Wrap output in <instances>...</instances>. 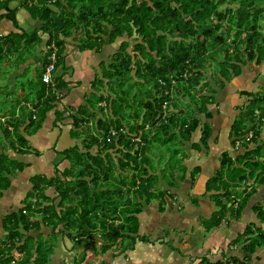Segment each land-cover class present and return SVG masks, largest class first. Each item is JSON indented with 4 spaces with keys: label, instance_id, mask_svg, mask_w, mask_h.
Here are the masks:
<instances>
[{
    "label": "trees",
    "instance_id": "trees-1",
    "mask_svg": "<svg viewBox=\"0 0 264 264\" xmlns=\"http://www.w3.org/2000/svg\"><path fill=\"white\" fill-rule=\"evenodd\" d=\"M31 1L27 0V8L35 19L42 22L40 27L32 32L11 33L6 40L0 37V59L6 57L9 50L31 52L36 43L44 40L43 35L47 37L45 44L48 48L44 66L50 63L49 55L54 50L57 59L49 83L43 81V71H39L36 77L33 75V80L25 79L24 82H29L26 85L23 81H16L21 92L11 108L5 103L0 104L9 113L1 112V117H9L5 125H0L8 134L6 145L0 144V200L4 191L11 188L15 173L31 166L17 155H40L38 150L32 149L28 137L40 130L48 113L61 101L58 92L67 83L56 76V71L66 69V36L77 32V47L81 51L96 47L97 52L104 44H113L122 38L115 46L117 50L110 55L111 60L108 61V56L102 61L101 77L112 79L116 76L118 79L119 75H124L126 79L124 83L117 80L121 81L119 89L124 87L120 96L110 90L111 94H103L96 86V77L87 102L70 107L71 137L77 142L63 150L54 147L59 156L54 173L50 176L32 175V189L23 199V206L3 217L0 264H50L59 240L57 234L63 240H69L73 247L84 246L81 260L90 250L96 255L101 254L132 235L134 242L138 239L147 241L146 235L137 233L139 212L166 193L157 186L161 180L171 183L174 177L183 179L186 175H180L179 168L166 167L163 171L164 168L158 166L160 172L153 170L151 157L154 155H144L141 150H145L152 139L150 129L158 126L157 131L164 130V137L158 138L162 145H167L178 135L171 130L178 128L179 140L175 142L184 146V142L191 143L194 157L199 143L207 149L211 125L202 124L200 115H212L208 104L214 102L220 88L241 73L238 63L243 64L242 68L246 65L238 54L245 53L248 61L256 65L264 61V33L261 29L264 22L260 20L264 7L258 5L264 0ZM55 5L57 9L53 7ZM256 49L261 52L258 56ZM214 60L217 66L213 67ZM104 63H107L108 70L103 69ZM106 83L109 85V79ZM94 95L99 97V104L97 107L91 105L95 109L89 112L87 105ZM257 98L251 99L235 126L238 136L255 131L246 143L259 136L261 126L257 119L261 115L259 123H263L264 100ZM118 106L125 113L129 110L134 126L122 124ZM106 109L111 113L110 120L105 116ZM259 109L261 113L258 114ZM57 114L62 116L59 110ZM91 126L96 128L94 134L86 131ZM199 128L201 134L198 138L195 135ZM112 130H117V134L112 135ZM101 132L105 136H101ZM139 132L140 137H136L134 134ZM256 153L264 156L260 147ZM104 154L112 155L114 160L107 159V156L103 159ZM9 158L18 163L16 167L9 168L6 164ZM220 160V168L227 169V177L221 178L217 184L216 180L221 176L217 171L208 180L207 191L215 190L218 196L232 194L233 198L229 200L232 205L224 202L221 206L226 209L235 206L239 218L257 189L255 182L251 181L264 183V162L252 157L250 151L237 156L235 162L224 151ZM115 161L120 164L119 168L113 166ZM233 163L241 170L235 172ZM168 169H171L170 173ZM200 170V166L193 167L191 177L196 179ZM242 186L241 190L238 189ZM262 207L253 206V211L264 223ZM251 224L241 234L244 237L237 238L238 243L245 242L242 249L248 254L264 247V231L253 233ZM43 227L51 230L50 236L40 232ZM249 233L252 237H248ZM247 237L248 241L245 240ZM15 252L20 253L19 258ZM249 258L247 255L243 259L232 257L227 264H248Z\"/></svg>",
    "mask_w": 264,
    "mask_h": 264
},
{
    "label": "crops",
    "instance_id": "crops-1",
    "mask_svg": "<svg viewBox=\"0 0 264 264\" xmlns=\"http://www.w3.org/2000/svg\"><path fill=\"white\" fill-rule=\"evenodd\" d=\"M53 1L54 0H52V2ZM30 2L32 3L31 0ZM27 6V0H0V37L2 39L6 40L9 35L14 32L22 34L23 32H32L40 27L42 22L32 16ZM53 7L57 9L56 5ZM77 34V32H74L72 36L65 37L67 40L64 53L66 69H59L56 71V76L61 77V79L67 83L66 87L63 85V89L58 92L61 101L48 113L40 130L36 134L28 137L32 147L35 148L42 142L45 144H53L51 147L47 145L46 149H44L43 154L45 157L46 152H49V155L45 158V161L40 164V167L52 166L53 160L54 163L57 162L55 161L57 155L54 151V147L57 150H63L66 147L76 144L77 140L71 137L72 119L69 109L70 107H78L87 102L88 96L93 92L92 85L97 75L102 73V61L108 58L109 53L105 51L110 44H104L100 52H97L98 50L96 47V50L86 49L81 51L77 47ZM43 36L44 40L40 43H36L31 52H27L29 55L25 62L23 59H20L22 57L20 55L21 50H9V53L5 51L7 52L6 65L9 66L12 64L15 72L11 71V78H8L7 84H0V104L5 103L10 105L11 108L14 105V101L18 99V92L21 90V87H19V83L16 82L15 78H17V76L25 75L26 72H30L29 74L32 76L37 75L39 71L44 72L46 68L44 66L45 54L48 48L45 44L47 37L45 35ZM62 36L65 35L63 34ZM23 53H25V51H23ZM9 57H16V60L9 59ZM253 64L256 66L255 63ZM263 64L257 65L260 66L261 71H255V67L250 65V67H247L246 71L243 68V71L241 70L239 75H234V78L232 77L229 83L233 84L232 82L234 80V84L232 87L230 86V88L235 90H226L225 85L226 94L222 96L223 87V89L218 92L219 94L215 95L216 99L214 102L208 104V110L212 115L209 117L205 114L200 115L202 124L209 123L211 125V132L214 134V137H212V134L209 139L211 145L205 149L206 152H208V154L204 153L205 158L201 160H189L187 158L184 160V163H186L188 168L200 166V173L202 172L206 174V176L200 179H193L190 171L185 175L186 179L185 177H183V179L180 178L181 184L179 187L169 186L170 182L164 179L160 181L162 185L157 186L160 189L167 187L165 189L166 193L163 197L154 199L148 206L144 207L137 217L138 234L146 235L147 241L138 239L134 242L132 235V237L127 238L129 242L126 245L123 241L120 242L123 246L116 248V252L121 253V255L118 253L115 254L116 252L113 251L115 245L110 250L101 254L98 253L97 255L94 251L90 250L87 256L81 260L84 246L80 245L78 247H73V244L69 240H63L61 237L55 246L54 253L51 255L50 264H227L228 261H231L230 258L237 257L243 259L245 255L250 256L253 263L264 264V262L260 263L258 260H263L264 257L258 255V252H249L251 255L244 253L242 247L245 242L238 243L237 241V238L241 237V234L245 232L249 223H258L260 226L264 225L254 211L252 212L254 217L250 219V222L245 218L248 213L244 212L239 218L237 217L239 214L235 211V206L227 209L229 212L217 215L215 221L220 218L217 222L221 223L213 225L211 228L205 227L199 221V217L210 216L213 213L210 211L213 206L210 196L213 192L207 191L208 180L212 177H210V174L208 175V170H212L213 166L217 165H219L220 168L221 154L224 151H229V153L236 158L250 151L253 157V155L255 156L257 154L256 150L259 147L264 151L262 147L264 143L263 123L257 121L261 129L255 141L246 143V140L255 133L253 130L246 132L247 134H241L240 136L235 134V126L240 122V120H238L239 115L241 119L245 106L247 107V105L250 104L246 91H251L249 88L252 87V83L257 84L255 82L257 74L254 72L258 74L262 72V74H264ZM0 66V72H2L3 67L1 64ZM238 78L240 79L239 81H237ZM237 89H239L238 92L242 91L243 100L239 99V95L236 92ZM246 100L247 105H244ZM239 104H242V106H234ZM257 104L258 103H256L255 106H257ZM57 110L62 112V116L57 114ZM6 111L7 110L2 108V110H0V117L3 116L2 113L9 114ZM19 112L20 108L18 106L17 113ZM7 117L9 116L1 118L6 120ZM201 128L197 130L195 135L198 138L201 134ZM37 138H39V141L36 142L35 139ZM223 145L226 148L223 147ZM184 148L186 147L184 146ZM189 154L190 157H194L193 152ZM21 156L22 157L19 156L21 160L31 163L27 160L29 158L28 155ZM255 158L261 157L256 155ZM213 171L216 170L213 169ZM53 173L54 169L52 174ZM178 179V177H174L173 182ZM243 187L244 186L239 187L238 189L241 190ZM193 197H196V199H193ZM224 197L226 199L225 201H229L233 198V195L228 194ZM191 199H193V201ZM232 203H230L229 206H231ZM237 204L238 203H236V205ZM177 237L180 238V241H176L175 244L171 246L170 242ZM157 240H159L161 244L155 245L154 243ZM245 240L248 241V237ZM137 242L139 243V248L138 245L135 244ZM131 244L137 245L138 249L135 248L136 251L134 252H132V249L127 251L126 248H131ZM169 250L174 251V253L172 252L167 255V260L165 262L162 261L160 259V252ZM252 261H249V263L253 264Z\"/></svg>",
    "mask_w": 264,
    "mask_h": 264
},
{
    "label": "rangeland",
    "instance_id": "rangeland-1",
    "mask_svg": "<svg viewBox=\"0 0 264 264\" xmlns=\"http://www.w3.org/2000/svg\"><path fill=\"white\" fill-rule=\"evenodd\" d=\"M259 6H263L264 7V1L263 2H260L259 4H258ZM58 19V18H57ZM260 20H262V22H264V13H263V16L261 17V19ZM262 28V31H263V33H264V23H263V25L261 26ZM126 38V37H125ZM121 40H122V38H119V39H117L113 44H106V45H109L108 46V48L106 49V53H109L108 54V56H109V60L108 61H110L111 60V58H110V55L114 52V51H116L117 50V47H115V46H117V45H119V43L121 42ZM106 42H107V40H106ZM105 42V43H106ZM3 43V42H2ZM255 53H256V55L258 56V55H260L261 54V52H259L257 49L255 50ZM20 55L22 56L20 59L22 60L23 59V61L25 62L26 61V59H27V57H28V55H29V53H23V51H21L20 52ZM17 57V56H16ZM16 57H9V59H15L16 60ZM222 56L220 55V58H221ZM238 58H243L244 59V61H246L244 64H246L243 68H244V70L246 71L247 70V67H250V65L252 66V67H255V71H261V69H260V66H255L253 63H250V61H248V59L246 58V56H245V53H242V54H238V56H237ZM19 59V58H18ZM222 59V58H221ZM2 60V61H1ZM239 60V59H238ZM14 61V60H13ZM235 61V60H234ZM17 63V62H16ZM0 64L2 65V67H3V69H2V72H0V84H7V81H8V78H11V71L12 72H15L14 71V69H13V65L12 64H10L9 66L8 65H6V57H4L3 59H0ZM262 64H263V62H262ZM238 65H239V67L242 69V71H243V68H242V65L243 64H239L238 63ZM264 65V64H263ZM108 65H107V63H104L103 64V69L104 70H108L109 68L107 67ZM214 66H217V64H216V61L214 60L213 61V67ZM109 72V71H108ZM254 73H256L257 74V79H256V83L257 84H254V83H252V87L251 88H249L251 91H246V90H244V91H246V95L248 96L247 98H248V100H250L251 101V99H253V98H257V97H262V99L264 100V74H262V72H259V74L257 73V72H254ZM102 74L103 73H99L98 75H97V77H98V81L96 82V86H98L99 88H101L102 89V93L103 94H105V95H109V94H111L110 93V91H115V95H120V96H122L123 95V93L121 92V90L122 89H124V87L122 86V88L121 89H119V86H120V83H121V81L124 83L125 82V79H126V77H124V75L123 76H118L117 78L118 79H116L115 77H113L112 79L109 77V78H102L101 76H102ZM108 75H109V73H108ZM116 75V74H115ZM100 78H101V80H100ZM234 78V77H233ZM16 79V81H25V79H28V80H33L34 79V77L31 75V74H27V75H20V76H17V78H15ZM108 79H109V85L106 83L107 81H108ZM209 79H210V76H209ZM117 80H121L120 82L119 81H117ZM240 79L238 78L237 79V81H239ZM117 81V82H116ZM231 82V81H230ZM29 83V82H28ZM27 82H24V84L26 85V84H28ZM117 84V86H116V84ZM229 83V82H228ZM228 83H226V90L228 89L229 91H231L232 90V88H230V86L232 87V85L234 84V80H233V84H228ZM115 84V85H114ZM109 86V87H108ZM126 86H127V84H126ZM117 87V88H116ZM110 88V89H109ZM114 88H116V89H114ZM110 90V91H109ZM222 89H219V91H221ZM235 90V89H234ZM234 90H232V91H234ZM238 90L239 89H237L236 90V92L238 93V95H239V99H242L243 98V94H242V91H239L238 92ZM20 91V90H19ZM218 91V92H219ZM223 91H224V93H223ZM21 92V91H20ZM20 92H18V93H20ZM28 92H30V91H28ZM245 93V92H244ZM217 94H219V93H217ZM223 94L225 95L226 93H225V87H224V89L222 90V96H223ZM32 96V95H31ZM30 96V97H31ZM91 96V95H90ZM258 99V98H257ZM97 100H99V97L97 96V95H94L92 98L90 97V104H88L87 105V108H88V110H89V112H93V110L95 109V108H93V107H97L98 106V104H99V102L97 101ZM243 100V99H242ZM245 100V99H244ZM180 103V102H179ZM242 103H243V101H242ZM91 105L93 106V107H91ZM244 105H247V100H246V102H244ZM182 106H184V104H182ZM234 106H238V107H241L242 106V104H239V105H234ZM263 106H264V103H263ZM106 108V107H105ZM246 106H245V109L243 110V111H245L246 110ZM28 110H29V108H27ZM117 111H118V114H120L119 115V117H121V115H122V117L120 118V121L122 122V124H126V126H134V121H133V119H132V116L130 115L131 113H129V110H127V113H125L124 112V109L123 108H119V106H118V108H117ZM263 112H264V110H263ZM259 113H261V110L259 109L258 110V114ZM263 114V113H262ZM94 115L95 116H97V113H94ZM105 116L108 118V120H110L111 119V113L109 112V110L108 109H106V114H105ZM261 118H262V115H261V117H258V121H260L261 120ZM238 120H240V115H239V118H238ZM5 122H6V120L5 119H2L1 117H0V125L2 124V125H5ZM263 125H264V122H263ZM127 128V127H126ZM174 129H172L171 130V132H175V133H177L178 135L177 136H175L174 138H173V140L172 141H170V142H168V144L167 145H162V143H160V140H159V136H161V137H164V130H158L157 131V129H158V126H156V127H154V128H151L150 129V134H151V136H152V139H150V143H148L147 145H146V147H145V150H143L142 148H141V150L142 151H144V155H150V154H152V155H154L153 157H151V155H150V157L152 158V164L154 165V168H153V170L155 171V172H160V170L158 169V166H161V167H163L164 169H163V171L165 170V168L166 167H169V168H172V169H175V168H179L180 169V174H186L187 175V173H189L190 172V169H193V168H188L187 166H186V163H184V160H186L187 158L189 159V160H192V159H195V160H198V159H203V158H205L204 157V153L205 154H208V152H206V150H205V146L203 145V144H200L199 143V145L197 146V149H196V156L195 157H190L189 156V153L190 152H192V151H194V149H192L193 147H192V144L191 143H189V142H184L185 143V147L186 148H184V145L182 144V145H180L179 144V142H175V141H177V140H179V138H178V136H179V130H178V128H175V127H173ZM210 128V132H211V127H209ZM95 130H96V128L95 127H93V126H91V127H89V128H87L86 129V131H87V133H89V134H94L95 133ZM86 133V132H85ZM213 134V133H212ZM212 134H210V135H212ZM100 135L101 136H105L104 134H103V132H101L100 133ZM130 134L129 133H127V136H129ZM136 137H140V132L138 133V134H134ZM6 136H8V134H6V132L4 131V129H1L0 128V144L2 145V146H5L6 145ZM12 136V135H11ZM212 137H214V134L212 135ZM137 139V138H136ZM212 139H214V138H212ZM139 140H140V138H139ZM236 140H237V138H236ZM35 141L37 142V141H39V138H37V139H35ZM140 142V141H139ZM54 143V142H53ZM47 145H50V146H48V147H51V146H53V144L51 145V143H47V144H45L44 142H42L41 144H39L38 146H37V148H35V147H32V149L35 151V150H38L37 152L40 154L39 156H37L36 154H34V153H32L31 155L29 154L28 156H29V158L27 159L28 161H30L31 162V166L30 167H27L23 172H17V173H15L16 175H14L13 176V179H12V186H11V188L10 189H8V190H6V191H4V196L1 198V200H0V237L4 234V230H3V227H2V219H3V217L5 216V215H7V214H10V213H12V212H14V211H18V209L21 207V206H23L22 204V201H23V199L25 198V196L27 195V192L28 191H30L31 189H32V183L30 182V177L32 176V175H34V174H36V173H42V174H45V175H52V172H53V169H54V167H55V164H56V162L54 163V160H53V163H52V166H54V167H52V166H46V167H40V164H42L43 163V161H45V158L46 157H48V155H49V152L47 153L46 152V157H45V155L43 154V151H44V149H46V146ZM139 145V144H138ZM138 145H136V146H138ZM211 144L209 143V146H210ZM47 147V148H48ZM223 147H225L224 145H223ZM262 147H263V149H264V143H263V145H262ZM39 148V149H38ZM226 148V147H225ZM149 150H151V151H149ZM150 153V154H149ZM177 153V154H176ZM228 153H229V151H228ZM176 154V155H175ZM12 156H15L13 153H12ZM20 157H22L21 155H19ZM18 155H17V157L20 159V157H19ZM106 156H107V159H113V157H112V155H108V154H104L103 155V159H105L106 158ZM229 156L232 158V161L233 162H235V157L231 154V153H229ZM256 156V155H255ZM254 155H253V157H255ZM261 158H257V159H259V160H261L262 162H264V156H260ZM18 158H15V159H17L18 160ZM58 159H59V156L57 157V159L55 160V161H58ZM114 160V159H113ZM52 161V160H51ZM113 163V166L114 167H116V168H119L120 167V164L118 163V162H112ZM6 164L9 166V168L11 169V168H13V167H16L17 166V162L14 160V159H12V158H9L8 160H6ZM54 164V165H53ZM213 166V165H212ZM218 166V167H217ZM217 166H213V169H215L216 171H213V169L212 170H208L209 171V173H208V175L210 174V177L211 176H213V175H215L216 174V172L218 171V173H220L221 174V176L219 177V179L218 180H216V183L217 184H219L220 182H221V178H223V177H227V169H225V168H219V165H217ZM232 166H235L234 168H236V170H235V172L236 171H240L241 169H240V167L239 166H236V164L235 163H233L232 164ZM87 167H88V165H87ZM170 171H171V169H168V173H170ZM201 171V170H200ZM199 171V172H200ZM166 172V171H165ZM164 172V173H165ZM232 173H231V171L229 172V175H231ZM173 175V174H172ZM196 176V179H200V178H204L205 176H206V174H204V173H198L197 175H195ZM180 177V176H179ZM178 177V178H179ZM176 178V177H175ZM185 179H186V176H185ZM252 180V179H251ZM251 182H255V185H256V190H255V192L252 194V196L250 197V200L247 202V205L245 206V209H244V212L245 213H248L247 214V216L245 217L249 222H250V219L252 218V217H254V214H252V212H253V206H256V205H258V206H263L262 207V209L264 208V183L263 184H260V183H258L257 181H251ZM128 182H126L125 184H127ZM155 184H157L156 182H154ZM243 183V185L245 184V182H242ZM120 184V183H119ZM180 184H181V182H180V179H178V180H176V181H174L173 183H169V186H171V187H179L180 186ZM157 185H162L161 184V182H159ZM166 186V185H165ZM245 186V185H244ZM167 188V187H166ZM166 188H164L163 190H165ZM156 190L158 191L159 190V188H156ZM211 192H213V193H211V198H212V203H213V206L211 207L212 208V210H210V211H212L213 213H212V215H207V216H204V217H199V221H200V223L202 224V225H204L205 227H207V228H211L213 225H218V224H220L221 222H217V221H215V218H216V216L217 215H219V214H222V213H227V212H229V210H227L225 207H223V206H221V203H224V202H226V203H228V205L230 204V203H232V202H230L229 203V201H225L226 199H225V195H217L216 194V191L215 190H212ZM208 195V194H207ZM236 198H238V197H236ZM193 199H196V197H193ZM193 199H191L192 201H193ZM148 206V205H147ZM229 207V206H228ZM228 215H229V213H228ZM213 221V222H212ZM252 225V231H253V233H257V232H259V231H264V225H262V226H260L258 223H256V224H251ZM40 232H44V233H48V235L50 236L51 235V230L49 229V228H45V227H43L42 228V230L40 231ZM138 232H139V230H138ZM137 232V233H138ZM36 232H34V234H35ZM128 234H124V236H127ZM142 235V234H141ZM57 236H58V238H61V235L60 234H57ZM52 237V236H51ZM244 236H241L240 238H243ZM248 237H252L251 236V234L249 233L248 234ZM41 239H42V237H41ZM206 239V238H205ZM176 241H180V238L179 237H177V238H174L171 242H170V245L171 246H173L174 244H175V242ZM121 242V241H120ZM120 242H118L117 243V245L114 247V249H113V251H115L116 252V248L117 247H119V246H123V244L122 243H120ZM129 242V239H127V238H125L124 239V244L126 245L127 243ZM135 244H137L138 245V248H139V243L137 242V243H135ZM135 244H131V248L130 247H127L126 248V250L127 251H130V249H132V252H134V251H136V249L135 248H137V245H135ZM155 245H157V244H161V242L159 241V240H157V241H155V243H154ZM137 248V249H138ZM264 248V247H263ZM110 252V251H109ZM108 252V253H109ZM174 253V251H172V250H169V251H164V252H160V259L162 260V261H166L167 260V255H169L170 253ZM258 252V253H257ZM118 252H116L115 254H117ZM256 253L258 254V255H260L261 257H264V249H261V248H258L257 250H256ZM119 255H121V253H118ZM15 256L17 257V258H19V256H20V253H18V252H15ZM68 256H70V255H68ZM259 260V262L260 263H263L264 262V259L263 260H260V259H258ZM249 261H252V259L250 258L249 260H248V264H250L249 263ZM252 263H253V261H252ZM253 264H256V262L255 263H253Z\"/></svg>",
    "mask_w": 264,
    "mask_h": 264
},
{
    "label": "built area",
    "instance_id": "built-area-1",
    "mask_svg": "<svg viewBox=\"0 0 264 264\" xmlns=\"http://www.w3.org/2000/svg\"><path fill=\"white\" fill-rule=\"evenodd\" d=\"M52 46H54V45H52ZM49 58H50V63L46 66L45 71L43 72V75H42V79L46 83H49L52 80V73L55 69V62L57 59V53L55 50L49 55ZM111 134L116 135L117 130H112Z\"/></svg>",
    "mask_w": 264,
    "mask_h": 264
}]
</instances>
